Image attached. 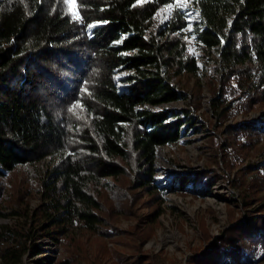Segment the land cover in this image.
<instances>
[{
	"label": "trees",
	"instance_id": "trees-1",
	"mask_svg": "<svg viewBox=\"0 0 264 264\" xmlns=\"http://www.w3.org/2000/svg\"><path fill=\"white\" fill-rule=\"evenodd\" d=\"M138 1L0 0V217L30 221L0 229L4 264H21L41 235L60 245L74 242L70 233L76 229L111 237L118 216H138V203L151 213L147 226L134 230L140 241L150 236L162 200L153 180L156 147L177 143L189 116L188 110L176 115L147 106L186 100L175 79L195 74L198 62L205 67L212 60L206 83L220 126L264 106V0H195L203 27L195 24L191 32L174 0ZM161 7L170 8L169 16L152 29ZM124 70L130 73L119 90L114 75ZM190 100L196 111L200 93ZM260 128L227 125L230 143L222 148L250 149ZM42 158L50 163L45 178L36 170ZM250 168L259 173L245 185V200L246 191L264 192V161L238 174ZM18 169L39 185L41 203L31 213L19 204L26 189L14 178ZM204 174L193 180V190L213 184L215 177ZM5 175L15 180L17 196L5 191ZM187 183L180 181L181 190ZM232 183L243 186L238 175ZM256 212L229 227L209 251L235 264L262 260L264 201ZM136 246L139 253L127 264L148 258ZM208 252L195 264H218ZM73 258L71 250L51 263Z\"/></svg>",
	"mask_w": 264,
	"mask_h": 264
},
{
	"label": "rangeland",
	"instance_id": "rangeland-1",
	"mask_svg": "<svg viewBox=\"0 0 264 264\" xmlns=\"http://www.w3.org/2000/svg\"><path fill=\"white\" fill-rule=\"evenodd\" d=\"M173 5L184 13L188 31L191 32L195 24H199L200 28L203 27L200 25L201 18L195 0H185L182 5L174 0ZM157 11H160L159 14ZM157 11L152 18V29L168 18L170 8L161 7ZM213 56L219 57V47L213 49ZM212 64L211 60L203 67L198 62L199 68L195 74H182L175 79L179 91L187 97L186 100L177 99L160 105L147 106L152 111H170L176 115H181L182 111L188 110L189 116L187 125L180 130L177 143L156 147L153 180L162 200L160 214L157 215L154 223H150L152 227L150 236L140 241L134 230L135 226L145 228L146 218L151 213V208H144L141 203H138L135 206L138 216L128 218L118 216L115 222L117 233L111 237L76 229L70 233L74 242L69 245H60L41 235L35 240L36 247L33 252H28L22 257L21 264H53L51 262L66 259L71 250L74 251V258L70 264H127V258H134L139 253L136 246L139 243V251L150 257L157 255V258L152 259L146 256L143 262L131 264H188L191 262L195 264L201 254L208 252L210 245L216 242L217 238L222 237L229 227L258 214L256 211L261 201H264V192L246 191V200L242 192L245 185L253 180L259 171L256 168H250L245 175H239L238 172L247 166L256 167L264 161V126L261 127V112H264V106L261 109L236 114L220 126L210 107L211 95L206 83ZM129 73L124 70L114 75V81L119 90L127 85L126 77ZM197 91L200 93V106L194 111L188 102L191 101L192 96H196ZM244 124L261 127L257 143L246 151L240 150L235 144H231L229 149L222 148L226 142L230 143V138L225 132L226 126L238 127ZM217 143L220 144L216 145ZM229 165L231 168L228 167ZM49 167L48 158H42L36 163L40 178L47 176ZM203 172L204 179L207 176L215 177L213 184L206 191H195L192 188L193 180ZM15 174L17 184L26 189L22 193L19 204L26 205L31 213L41 203L39 185L33 176H29L22 169H18ZM236 175L239 176L243 186L233 185L232 181ZM185 178L188 183L181 190L180 181ZM105 180L112 182L111 177H106ZM2 181L9 195L11 193L12 196L18 195L13 189L15 181L13 178L9 179L5 175ZM142 199H147V195H144ZM246 201L251 203L245 205ZM25 222L30 223L24 217L15 215L0 217V229L14 224L23 225ZM113 251H118L119 254ZM208 254L218 264H235L226 256L213 250ZM0 264L4 263L0 261ZM244 264H264V258L258 262Z\"/></svg>",
	"mask_w": 264,
	"mask_h": 264
},
{
	"label": "bare ground",
	"instance_id": "bare-ground-1",
	"mask_svg": "<svg viewBox=\"0 0 264 264\" xmlns=\"http://www.w3.org/2000/svg\"><path fill=\"white\" fill-rule=\"evenodd\" d=\"M177 2H178L179 4L182 5V4L185 3V0H177ZM159 12H160V11H157V14H159ZM191 20H192V19H191ZM159 154H160V153H159ZM159 154H158V155H159Z\"/></svg>",
	"mask_w": 264,
	"mask_h": 264
}]
</instances>
